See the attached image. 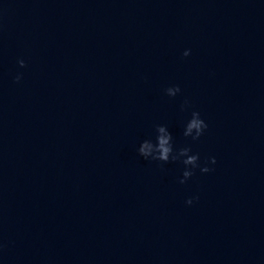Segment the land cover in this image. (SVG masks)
Here are the masks:
<instances>
[{"label": "water", "instance_id": "1", "mask_svg": "<svg viewBox=\"0 0 264 264\" xmlns=\"http://www.w3.org/2000/svg\"><path fill=\"white\" fill-rule=\"evenodd\" d=\"M0 264H264V0H0Z\"/></svg>", "mask_w": 264, "mask_h": 264}, {"label": "clouds", "instance_id": "2", "mask_svg": "<svg viewBox=\"0 0 264 264\" xmlns=\"http://www.w3.org/2000/svg\"><path fill=\"white\" fill-rule=\"evenodd\" d=\"M191 50L185 49L183 56L187 57L190 55ZM20 67H25L26 63L24 59H18L17 61ZM22 78V74L18 73L14 80L19 82ZM181 91L179 85L170 86L165 89V93L174 97ZM190 102L186 99L181 105V110H185L189 106ZM208 127L204 119L198 111H192L190 119L187 121L184 127V136L191 137L193 141L198 140L203 134L205 129ZM156 129V139L153 142L152 139L143 140L137 151L140 156L144 159H151L155 161H161L164 163L171 161H181L184 165V171L182 178L179 180L181 184L185 183L193 174L196 168H199L201 172H209L212 169L208 167V164H215L216 158L210 157L208 161L205 162L204 166H201L199 162V154L191 153L190 147H181L179 149H174L173 138L171 132L168 130L166 125L157 124ZM194 199L198 197H190L186 200V203L191 205Z\"/></svg>", "mask_w": 264, "mask_h": 264}]
</instances>
